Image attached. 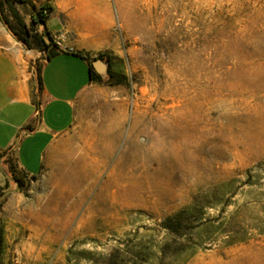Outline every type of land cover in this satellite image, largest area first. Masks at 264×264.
Instances as JSON below:
<instances>
[{
	"label": "rangeland",
	"instance_id": "obj_1",
	"mask_svg": "<svg viewBox=\"0 0 264 264\" xmlns=\"http://www.w3.org/2000/svg\"><path fill=\"white\" fill-rule=\"evenodd\" d=\"M107 1L123 58L38 175L6 161L0 264H264V0Z\"/></svg>",
	"mask_w": 264,
	"mask_h": 264
},
{
	"label": "crops",
	"instance_id": "obj_2",
	"mask_svg": "<svg viewBox=\"0 0 264 264\" xmlns=\"http://www.w3.org/2000/svg\"><path fill=\"white\" fill-rule=\"evenodd\" d=\"M40 1L53 11L46 25L38 23L39 33L66 31V43L74 50L47 60L0 25V191L6 193L18 186L7 169L8 158L22 174L38 175L49 149L84 120L85 103L100 85L91 81L92 67L100 75L95 59L100 54L123 58L107 0ZM38 59L43 65L36 76Z\"/></svg>",
	"mask_w": 264,
	"mask_h": 264
},
{
	"label": "trees",
	"instance_id": "obj_3",
	"mask_svg": "<svg viewBox=\"0 0 264 264\" xmlns=\"http://www.w3.org/2000/svg\"><path fill=\"white\" fill-rule=\"evenodd\" d=\"M18 2V3H28L25 0H6V2ZM29 4V3H28ZM2 3H0V6ZM33 9V16H32V27H28L25 22L21 19L18 13H15L14 17L16 18L18 25L21 29V36L16 35L13 31V37L16 39L17 42L21 43L23 47L27 50L31 49H37L43 53L46 54V59L50 60L52 57H55L58 55L59 50L57 49V46L54 45L52 34L49 32L45 33V36H40L39 34L34 32V25L35 24H43L46 25V20L48 19L49 15L52 13L53 8L51 6L45 5L41 6L40 8H37L35 4H30ZM44 37L48 38L49 43H46ZM51 45H54L53 49L51 48ZM95 60H102L108 63V76L109 79H113L114 75L112 72V58L109 54H100ZM91 81L97 82L99 84H105V80L102 78V76L97 75L93 72H91ZM16 182L21 184V181L16 178ZM5 202V199H3L0 202V205H3ZM192 209H184L170 217H167L163 223L162 227L166 231H168L171 235L174 236H182L185 231H187L190 227L189 222L192 219ZM167 248V247H166ZM165 251V248H164Z\"/></svg>",
	"mask_w": 264,
	"mask_h": 264
},
{
	"label": "built area",
	"instance_id": "obj_4",
	"mask_svg": "<svg viewBox=\"0 0 264 264\" xmlns=\"http://www.w3.org/2000/svg\"><path fill=\"white\" fill-rule=\"evenodd\" d=\"M54 37H55L57 45L59 46V52H62V51H73L74 50L73 48L69 47L66 44V41H67V38H68V33L66 31H62V32L54 35ZM123 47H124V50H125L124 44H123Z\"/></svg>",
	"mask_w": 264,
	"mask_h": 264
},
{
	"label": "water",
	"instance_id": "obj_5",
	"mask_svg": "<svg viewBox=\"0 0 264 264\" xmlns=\"http://www.w3.org/2000/svg\"><path fill=\"white\" fill-rule=\"evenodd\" d=\"M96 68L98 69L100 75L102 76V78L108 76V63L104 62L102 60H96L94 62Z\"/></svg>",
	"mask_w": 264,
	"mask_h": 264
}]
</instances>
